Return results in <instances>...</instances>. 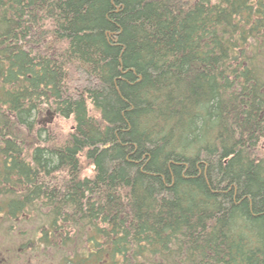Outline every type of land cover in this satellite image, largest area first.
Returning a JSON list of instances; mask_svg holds the SVG:
<instances>
[{
  "label": "trees",
  "instance_id": "16d2710c",
  "mask_svg": "<svg viewBox=\"0 0 264 264\" xmlns=\"http://www.w3.org/2000/svg\"><path fill=\"white\" fill-rule=\"evenodd\" d=\"M1 220L49 264H264V0H0Z\"/></svg>",
  "mask_w": 264,
  "mask_h": 264
},
{
  "label": "rangeland",
  "instance_id": "374dc122",
  "mask_svg": "<svg viewBox=\"0 0 264 264\" xmlns=\"http://www.w3.org/2000/svg\"><path fill=\"white\" fill-rule=\"evenodd\" d=\"M2 226L3 220L0 221V264H49L39 255L41 251L29 248L32 246L31 242L24 240L18 230H9ZM29 234L30 231L27 233L28 237Z\"/></svg>",
  "mask_w": 264,
  "mask_h": 264
}]
</instances>
